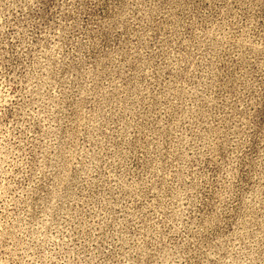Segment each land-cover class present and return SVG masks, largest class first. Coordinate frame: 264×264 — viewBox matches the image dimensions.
<instances>
[{
  "label": "rangeland",
  "instance_id": "obj_1",
  "mask_svg": "<svg viewBox=\"0 0 264 264\" xmlns=\"http://www.w3.org/2000/svg\"><path fill=\"white\" fill-rule=\"evenodd\" d=\"M0 264H264V0H0Z\"/></svg>",
  "mask_w": 264,
  "mask_h": 264
}]
</instances>
